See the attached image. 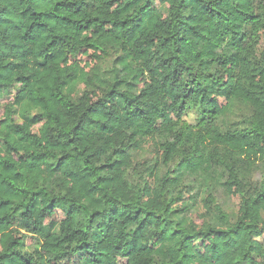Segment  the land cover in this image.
<instances>
[{"label": "trees", "instance_id": "trees-1", "mask_svg": "<svg viewBox=\"0 0 264 264\" xmlns=\"http://www.w3.org/2000/svg\"><path fill=\"white\" fill-rule=\"evenodd\" d=\"M260 35L264 0H0V264H264Z\"/></svg>", "mask_w": 264, "mask_h": 264}, {"label": "rangeland", "instance_id": "rangeland-1", "mask_svg": "<svg viewBox=\"0 0 264 264\" xmlns=\"http://www.w3.org/2000/svg\"><path fill=\"white\" fill-rule=\"evenodd\" d=\"M258 43L259 45H262V46L264 45V37L262 35H260ZM66 64L69 66L78 68V69L89 70L95 64V60L93 59V51L86 50L83 53H81L79 56L70 58ZM148 81L149 79L142 80L141 86L143 87ZM15 94H16V91L14 90L11 95L5 96L0 99V120L5 118L6 107L10 106L13 103ZM193 119H194L193 115L186 117V120L188 121H192ZM30 130H32L35 133H38L39 127H30ZM235 203H237V200H235ZM25 241L28 246H31L35 243V238L26 237ZM63 264H75V263L73 261H67V262H64Z\"/></svg>", "mask_w": 264, "mask_h": 264}]
</instances>
